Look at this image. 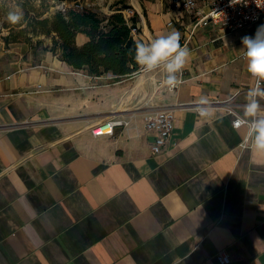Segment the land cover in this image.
Listing matches in <instances>:
<instances>
[{
    "label": "crops",
    "instance_id": "1",
    "mask_svg": "<svg viewBox=\"0 0 264 264\" xmlns=\"http://www.w3.org/2000/svg\"><path fill=\"white\" fill-rule=\"evenodd\" d=\"M86 3L110 15L124 1ZM133 5L139 43L176 30L190 52L175 90L158 88L162 66L94 76L49 51L0 49V264H264V150L233 126L251 118L241 38L264 20L233 32L209 23L185 43L191 14L170 0ZM159 110L175 127L154 154L142 115ZM111 119L128 125L92 133Z\"/></svg>",
    "mask_w": 264,
    "mask_h": 264
},
{
    "label": "trees",
    "instance_id": "2",
    "mask_svg": "<svg viewBox=\"0 0 264 264\" xmlns=\"http://www.w3.org/2000/svg\"><path fill=\"white\" fill-rule=\"evenodd\" d=\"M128 8L123 5L110 15H102L94 10L71 7L65 13L57 11L52 17H33L29 26L35 36L52 37V45L44 46L42 50L58 55L74 70L94 76L110 73L124 78L136 74L141 68L134 59L135 46L139 41L132 33L138 23V15L134 12L126 18L122 10ZM78 34L87 38L82 45L76 42ZM9 36L4 37L8 44L12 42ZM42 45V41H37L35 49L39 50Z\"/></svg>",
    "mask_w": 264,
    "mask_h": 264
},
{
    "label": "built area",
    "instance_id": "3",
    "mask_svg": "<svg viewBox=\"0 0 264 264\" xmlns=\"http://www.w3.org/2000/svg\"><path fill=\"white\" fill-rule=\"evenodd\" d=\"M171 6L174 10H184L187 13L192 15L191 30L188 37L185 40V43L191 38L192 34L199 27L206 26L209 23H213L216 26H220L223 30L227 32H233L236 30L244 29L250 25L259 23L264 20V0H212L209 5V10L205 11L204 8H201L197 4V0H171ZM66 10H63L65 13ZM134 10H131V13L125 14L126 18H129L133 15ZM168 26L173 25V21H170ZM134 35L139 33L138 24L132 29ZM167 61L161 62L158 66H162L164 69V77L161 80H157L158 88L165 86L169 90H175L180 83H182L183 70L181 69L177 75V81L174 85H166L164 83L165 77L168 75L164 64ZM138 72H144L139 69ZM254 78V88L257 83L260 84V87H264V80H258L257 77ZM258 97H251V99H256ZM261 105V104H260ZM261 111L258 113L259 116H264V105H261ZM199 114V113H198ZM252 119V117L250 118ZM245 117L237 116L233 120V126L235 128L240 127L241 125H247L243 123L244 121L250 120ZM238 121V124H237ZM142 122L144 128L155 133L153 144L151 145V151L154 154H158L167 144L168 140L172 135V131L175 127V115L172 110H159L154 112H147L142 115ZM128 122H124L120 119H111L100 125H98L92 133L95 136L103 135L102 127H110V134L112 133L115 127L126 126ZM250 131V126L247 125ZM223 263H229L230 258L226 255L221 256Z\"/></svg>",
    "mask_w": 264,
    "mask_h": 264
},
{
    "label": "clouds",
    "instance_id": "4",
    "mask_svg": "<svg viewBox=\"0 0 264 264\" xmlns=\"http://www.w3.org/2000/svg\"><path fill=\"white\" fill-rule=\"evenodd\" d=\"M23 18L24 13L19 7L10 10L6 16L7 21L14 25L20 23ZM180 40V32L173 30L153 39L150 43H137L134 59L144 72L151 71L161 62L167 61L164 67L168 75L165 77L164 83L169 86L174 85L177 81L176 74L180 72L190 56L188 48L182 46ZM241 43L243 47L240 51L247 60L248 72L258 80H264V24L258 26L254 36H243ZM248 95L249 97H264V89L257 83L254 88L249 90ZM261 110V105L256 99H251L244 105L245 113L252 119L243 123L249 125L251 133H254V136L250 134L249 138L253 139V146L258 150H264V116L258 115ZM197 111L201 117H209L212 114L207 99L201 98L197 104ZM173 264H182V262L176 258Z\"/></svg>",
    "mask_w": 264,
    "mask_h": 264
},
{
    "label": "rangeland",
    "instance_id": "5",
    "mask_svg": "<svg viewBox=\"0 0 264 264\" xmlns=\"http://www.w3.org/2000/svg\"><path fill=\"white\" fill-rule=\"evenodd\" d=\"M86 1L90 0H0V49L14 48L26 58L36 48V42L42 41L43 45L39 50L44 52L42 50L44 46L52 45V37L46 35L35 36L29 26V21L33 17H52L57 11L63 12L64 9L67 10L71 7L79 10L90 9L100 13L99 10L86 3ZM123 1V5L130 7L124 10V14L127 15L131 13L132 9L134 10L133 3L136 0ZM17 7L23 11L24 18L20 23L14 25L7 21L6 16L10 10H15ZM261 24H264V22H261ZM4 25H8V27H4ZM7 35H10L9 40L12 41L9 44L4 40Z\"/></svg>",
    "mask_w": 264,
    "mask_h": 264
},
{
    "label": "bare ground",
    "instance_id": "6",
    "mask_svg": "<svg viewBox=\"0 0 264 264\" xmlns=\"http://www.w3.org/2000/svg\"><path fill=\"white\" fill-rule=\"evenodd\" d=\"M110 127H108V126H103L102 127V133L103 134H107V133H110Z\"/></svg>",
    "mask_w": 264,
    "mask_h": 264
}]
</instances>
